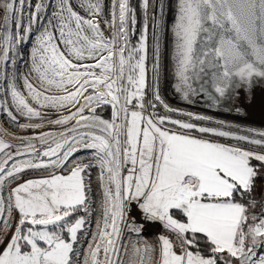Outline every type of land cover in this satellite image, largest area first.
<instances>
[{
    "label": "snow or ice",
    "instance_id": "obj_1",
    "mask_svg": "<svg viewBox=\"0 0 264 264\" xmlns=\"http://www.w3.org/2000/svg\"><path fill=\"white\" fill-rule=\"evenodd\" d=\"M167 8L0 0V264H264V129L160 90L264 84V0Z\"/></svg>",
    "mask_w": 264,
    "mask_h": 264
},
{
    "label": "rangeland",
    "instance_id": "obj_2",
    "mask_svg": "<svg viewBox=\"0 0 264 264\" xmlns=\"http://www.w3.org/2000/svg\"><path fill=\"white\" fill-rule=\"evenodd\" d=\"M169 3H170V0H169ZM166 6H167V1H166ZM166 63H165V65H166V69H167ZM160 81H161V78H160ZM160 90H161V92H164L167 95L168 99L171 102H173L174 104L175 103L180 104L181 108H185L189 111H193V112H197V113H203L206 115H210L214 118L222 119V120L233 122L236 124H242V125H246V126L257 128V129H264V125H260V124L258 125L256 123L250 122V121L254 120V118H252V116H247L246 114L242 113L243 108H241L242 107L241 104L244 103V102L242 103V101L244 100V98H243L244 94H240L239 96H234L231 100H227L226 102H223L220 105V107H218V108H215V107L210 108L207 106L201 107V106H196V105H192L189 103L180 102L178 100V96L175 95L174 92L169 93V90L167 89L166 84H164L162 86L161 82H160ZM187 104H189L190 106L188 107ZM237 108L240 109V112L236 111ZM5 121H6L5 117H0V123H3L5 127H8V124L5 123Z\"/></svg>",
    "mask_w": 264,
    "mask_h": 264
},
{
    "label": "bare ground",
    "instance_id": "obj_3",
    "mask_svg": "<svg viewBox=\"0 0 264 264\" xmlns=\"http://www.w3.org/2000/svg\"><path fill=\"white\" fill-rule=\"evenodd\" d=\"M166 1H167V4H168L169 0H166ZM170 3H172V0H170ZM166 14H167L168 21L170 22L171 19H172V15H171L172 13L170 11H168L167 6H166ZM166 62H167V60H165V63ZM160 82H161L162 86L164 84H166V87L169 90V93L170 92H174L175 95L179 96L174 91L173 86L169 85V82H168V79H167V69H166L165 72H162L161 81ZM241 93H244V96H243L244 100L242 101V103L243 102L244 103L241 104L242 105L241 108H243V112L242 113L246 114L247 116H252V118H254V120H252L250 122L256 123L258 125L259 124L260 125H264V89L263 90H255V89H253L251 92H241ZM161 94H162L163 98L165 99V101L167 103H169L171 106L181 108L180 104H176V103L174 104L173 102H171L164 92H161ZM187 106L189 107L190 105L187 104Z\"/></svg>",
    "mask_w": 264,
    "mask_h": 264
},
{
    "label": "water",
    "instance_id": "obj_4",
    "mask_svg": "<svg viewBox=\"0 0 264 264\" xmlns=\"http://www.w3.org/2000/svg\"><path fill=\"white\" fill-rule=\"evenodd\" d=\"M174 3H175V0H172L173 6H174ZM169 40H170V34H169ZM168 47H171V44L170 43L168 44ZM171 73H172V68L168 64V61H167V79H168L169 85L170 86H173L174 80H173V77H172ZM254 89L255 90H263L264 89V84H258V85H256V87ZM240 94H244V93H240ZM178 100L180 102H182V103H189L187 101L182 100L180 98V96H178ZM192 101L193 102L192 103H189V104L196 105V106H201V107L202 106H207V107H210V108H212V107L218 108L216 106H210V105H212L211 100H209L208 97H207V95L206 94H203V93L194 95L192 97ZM224 102H226V101H224Z\"/></svg>",
    "mask_w": 264,
    "mask_h": 264
},
{
    "label": "trees",
    "instance_id": "obj_5",
    "mask_svg": "<svg viewBox=\"0 0 264 264\" xmlns=\"http://www.w3.org/2000/svg\"><path fill=\"white\" fill-rule=\"evenodd\" d=\"M134 2H136V0H134Z\"/></svg>",
    "mask_w": 264,
    "mask_h": 264
}]
</instances>
